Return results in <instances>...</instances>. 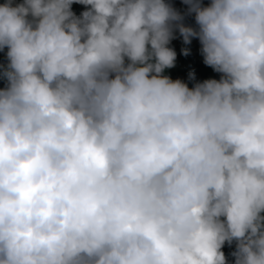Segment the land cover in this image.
<instances>
[{
	"label": "clouds",
	"instance_id": "clouds-1",
	"mask_svg": "<svg viewBox=\"0 0 264 264\" xmlns=\"http://www.w3.org/2000/svg\"><path fill=\"white\" fill-rule=\"evenodd\" d=\"M185 2L0 4V264H264V0Z\"/></svg>",
	"mask_w": 264,
	"mask_h": 264
},
{
	"label": "trees",
	"instance_id": "trees-1",
	"mask_svg": "<svg viewBox=\"0 0 264 264\" xmlns=\"http://www.w3.org/2000/svg\"><path fill=\"white\" fill-rule=\"evenodd\" d=\"M6 0H0V4L5 3ZM166 4L173 7L182 17L181 23L185 26L197 28L195 21V14L188 11L189 5L185 0H164ZM202 6H207L211 3V0H198ZM13 6L19 3H23V0H12ZM87 7L79 3H73L71 8L72 11L79 16ZM168 47L173 49L176 53V59L174 66L165 69L163 75H167L170 79H179L186 83L189 88H192L196 83L202 82L207 79L219 80L221 73L215 72L210 66L204 63V58L201 53L200 41L197 37L190 38V43L185 44L182 35L178 28L173 29V38L170 40ZM187 49V55L184 50ZM7 48L0 49V73H2L4 66L7 65L8 59L6 56ZM127 63V58H125ZM192 74V78H189V74ZM6 85V81L0 74V89H3ZM221 251L224 252L226 258V264H235V257L233 252L236 251V242L233 241L231 244L225 242L222 246Z\"/></svg>",
	"mask_w": 264,
	"mask_h": 264
}]
</instances>
